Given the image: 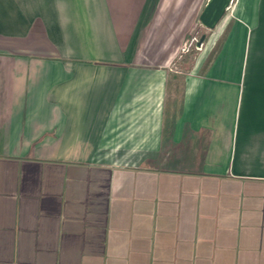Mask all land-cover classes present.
<instances>
[{
	"label": "crops",
	"instance_id": "obj_1",
	"mask_svg": "<svg viewBox=\"0 0 264 264\" xmlns=\"http://www.w3.org/2000/svg\"><path fill=\"white\" fill-rule=\"evenodd\" d=\"M203 1L0 0V264H264V0L182 73Z\"/></svg>",
	"mask_w": 264,
	"mask_h": 264
},
{
	"label": "rangeland",
	"instance_id": "obj_2",
	"mask_svg": "<svg viewBox=\"0 0 264 264\" xmlns=\"http://www.w3.org/2000/svg\"><path fill=\"white\" fill-rule=\"evenodd\" d=\"M205 3L206 0L203 1L202 7L205 5ZM231 14H232V8H230L227 11L225 16H231ZM190 23H192V28L190 30L191 34L188 35L187 40L183 46L182 52L180 54L181 57L178 59V61H176V65L174 66L178 71L182 73L189 71L197 60L201 58L205 59L208 56V54H211L212 57L215 53V50L212 51L211 49L212 45L211 44L208 45L210 31L206 30L204 27L200 25L198 16H193L192 20H187V26H189ZM179 24H181V20L179 21ZM203 33H207L208 38L205 44L200 49L197 48L195 44L197 41H199ZM192 41H194V44H192ZM184 48H188V49L184 51Z\"/></svg>",
	"mask_w": 264,
	"mask_h": 264
},
{
	"label": "water",
	"instance_id": "obj_3",
	"mask_svg": "<svg viewBox=\"0 0 264 264\" xmlns=\"http://www.w3.org/2000/svg\"><path fill=\"white\" fill-rule=\"evenodd\" d=\"M234 0H208L199 17L202 27L208 31L216 29L218 24L225 17L227 11L231 8ZM208 38L207 33H203L199 41L196 42L197 48H202Z\"/></svg>",
	"mask_w": 264,
	"mask_h": 264
},
{
	"label": "built area",
	"instance_id": "obj_4",
	"mask_svg": "<svg viewBox=\"0 0 264 264\" xmlns=\"http://www.w3.org/2000/svg\"><path fill=\"white\" fill-rule=\"evenodd\" d=\"M192 44H194V41H192ZM188 48H184V51L187 50Z\"/></svg>",
	"mask_w": 264,
	"mask_h": 264
},
{
	"label": "trees",
	"instance_id": "obj_5",
	"mask_svg": "<svg viewBox=\"0 0 264 264\" xmlns=\"http://www.w3.org/2000/svg\"><path fill=\"white\" fill-rule=\"evenodd\" d=\"M167 122V121H166ZM169 124V122H167Z\"/></svg>",
	"mask_w": 264,
	"mask_h": 264
}]
</instances>
